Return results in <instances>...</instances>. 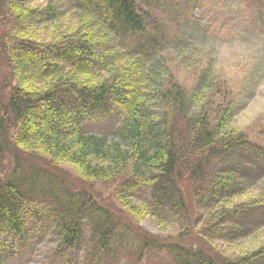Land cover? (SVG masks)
<instances>
[{
  "label": "trees",
  "instance_id": "16d2710c",
  "mask_svg": "<svg viewBox=\"0 0 264 264\" xmlns=\"http://www.w3.org/2000/svg\"><path fill=\"white\" fill-rule=\"evenodd\" d=\"M29 1L0 0V57L11 78L0 95V264L9 247L48 227L57 250L71 253L84 223L87 264H106L121 248L156 250L172 264H264V245L235 262L183 239L189 230L231 242L259 229L264 141L233 126L242 94L216 63L199 62L166 0H72L78 22L64 31L52 2ZM248 2L264 25L261 0ZM190 71L187 87L180 77ZM24 155L72 164L81 180L113 190L133 218L175 223L180 235L132 234L94 187H63L51 171L20 164ZM191 204L206 213L201 225Z\"/></svg>",
  "mask_w": 264,
  "mask_h": 264
},
{
  "label": "rangeland",
  "instance_id": "374dc122",
  "mask_svg": "<svg viewBox=\"0 0 264 264\" xmlns=\"http://www.w3.org/2000/svg\"><path fill=\"white\" fill-rule=\"evenodd\" d=\"M71 1L31 0L28 3L36 8L52 2L58 9L56 17L61 19L59 24L64 31L67 27L75 26L78 20L72 8L71 11L69 10V6L73 4ZM259 4L263 7L264 0ZM163 7L171 18L175 15L181 28L187 31L191 38L190 42L196 46L193 51L199 62L216 63L219 70L224 71L234 81H230L231 84H234L235 89L237 88L242 94L240 110L237 112L233 126L251 138L264 141V25L258 20V11L254 3L251 4L248 0H166ZM169 25L175 24L169 22ZM2 28L5 26L0 24V34L6 32ZM2 54L1 51V56ZM7 70L9 71L7 61L4 59L1 61L0 57V95L3 97H6L10 90L11 78L10 76L9 79L7 78ZM180 81L190 87L193 72L190 71L180 77ZM13 153L14 151H10L6 156L5 167L11 166ZM26 160L32 162H29V167L34 164L39 171L43 169L51 171L46 173V177L50 181L54 178L58 179V183L63 187L71 189L79 185L83 193H88L94 187L101 194L103 203H111L110 208L116 219L132 227V234L146 231L157 238H173L180 235L179 225L175 223L169 222L164 226L159 225L153 218H133L122 209L113 190L101 184L93 185L90 180H81L70 163L55 166L45 158H32L27 155H24L19 162L26 164ZM9 172L10 169L7 174ZM246 196L247 193L243 198ZM192 209L194 210L193 205ZM259 209L257 213L259 229L249 236L227 242L220 239H206L198 232L185 230L183 233L187 236L183 239L187 242L204 244L206 248L221 252L219 255L236 262L241 255L264 245V206ZM193 212L195 222L201 225L199 219H203L206 213L202 210ZM43 216V214L39 216L41 221ZM41 221L34 220L31 225L33 228H40ZM85 225L86 223L83 225V237L71 253H60L57 250L60 244L57 241V232L52 227H48L43 235L32 234L26 245L18 244V248L9 247L12 254L6 257L3 264H87L85 254L87 249L91 248L92 241ZM106 264H172V260L156 250H145L136 256L128 249L121 248L106 260Z\"/></svg>",
  "mask_w": 264,
  "mask_h": 264
}]
</instances>
